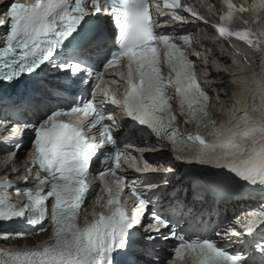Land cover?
<instances>
[{
    "label": "snow or ice",
    "instance_id": "snow-or-ice-1",
    "mask_svg": "<svg viewBox=\"0 0 264 264\" xmlns=\"http://www.w3.org/2000/svg\"><path fill=\"white\" fill-rule=\"evenodd\" d=\"M261 2L264 4V0ZM225 3L229 11L221 17L222 23L216 25L219 35L236 37L264 51V45L261 44L264 34L243 29L234 20V12L244 9H235L228 0ZM152 4H155V0H152ZM164 4L172 9L181 7L180 0H164ZM156 11L160 12L158 5ZM187 11L197 17V13L190 8ZM93 13H103L110 17L111 24L102 17L93 16ZM160 14L164 15L163 12ZM4 15L7 20L0 19V26H5L7 30L0 35V80L11 82L26 73L39 75L38 69L43 71L42 66L46 68L52 64L64 76L62 80L57 79L54 85L44 86L47 94L44 101L53 103L72 97L74 102L68 107H55L46 118L32 125V143L35 146L32 165L37 168L36 179L40 184H48V190L26 189V201L18 206L11 202L6 191L11 182L7 179L0 182V187L5 189L0 192V222L26 216L32 224L45 221L49 216L45 202L51 199L52 240L35 249L7 252L5 255L10 259H0V264H157L156 260L146 259L153 255L147 247L130 251V239L139 221L130 219L126 210L119 205V193L110 196L107 201L108 205H116L111 214L101 213L98 218L84 225L78 223L79 213L90 193V185L86 181L99 149L109 145L114 149L102 154L101 164L104 167L97 171L103 180L106 173L115 175L113 164L118 166L122 152L131 147L129 143H124L122 148L118 146L110 125L104 123L106 118L102 115L101 103L96 100V89L100 87L98 82L102 80L103 73L89 67V63L104 53H107L103 63L105 69L122 59L127 60L128 87L122 101L127 117L151 129L158 137L169 140L174 150L188 153L187 156L177 155V160H184L190 165L207 164L210 161L204 157H214L216 162L212 163V167L221 172L211 180L206 182L192 175L187 177L193 200L202 198L205 193L222 198L233 192V181L259 185L264 190V143L259 148H252L250 152L245 146L264 142V116L259 121L245 116V123L252 126L240 134L233 133L232 140L216 144L206 139L207 130L212 125L207 111L208 92L197 81L194 61L175 42L174 33L156 31L158 25L150 12V0H33L27 4L13 0L6 6ZM172 18L178 22L184 19L175 13ZM197 18L203 20V17ZM111 25H114V30ZM74 32L76 36L73 40L65 43ZM180 39L185 44L189 43L187 36H181ZM161 44L171 69L167 77L162 74L159 66L158 46ZM54 53L75 59L52 63ZM81 72H86L87 76H78ZM120 76L124 79L122 74ZM89 81L92 83L91 98L78 95L77 90L82 83L88 84ZM173 83L175 94L179 97L180 114H185L186 110L187 118L192 119L195 127L201 129L196 134L181 135L172 125L176 114L166 112L169 106L167 88ZM35 86L41 87V80ZM100 94L106 99L109 97L106 88L100 89ZM110 102L121 103L114 95ZM20 103L24 105L27 101L21 100ZM0 104H4L3 98H0ZM75 113L91 116L88 127L100 126L99 146L87 139L81 125L58 119ZM239 120L240 117H237V121L230 127H240ZM12 131L16 132L17 129ZM215 135L219 137L221 130L218 129ZM237 138L241 143L236 142ZM19 148L20 145H17V150ZM218 150H222L219 157L215 156ZM245 152L247 155H244ZM221 160L224 162L221 163ZM41 172L47 173L43 179H40ZM22 180L28 183L30 177L26 175ZM145 188L151 191L157 189V185L147 183ZM133 195L137 205L151 203L140 189L134 188ZM173 199L175 203L170 205L169 215L153 213L154 223H150L148 229L156 235L161 228L169 229V236L179 242L174 249L177 256L189 252L194 257L193 264H247L242 257L222 249L212 236L197 235L193 238L180 234L176 225L187 205L175 197ZM261 225H264V205L253 213L252 218L242 225V229L251 235ZM40 231L46 229L41 227ZM9 234L8 230L0 231L4 237ZM213 235L219 236L220 232ZM154 238L155 235L150 240ZM224 239L227 237H221V240ZM257 246L262 252L260 264H264V243Z\"/></svg>",
    "mask_w": 264,
    "mask_h": 264
},
{
    "label": "bare ground",
    "instance_id": "bare-ground-1",
    "mask_svg": "<svg viewBox=\"0 0 264 264\" xmlns=\"http://www.w3.org/2000/svg\"><path fill=\"white\" fill-rule=\"evenodd\" d=\"M5 6V3L4 4H2L1 6H0V9H3V7ZM255 58H257V57H255ZM225 79H227V77H224V80ZM243 78L242 77H238L237 78V85L235 86V87H231V91H232V93L234 94V97H232V99L231 98H229L230 96H225V95H222V101H221V103L219 102L218 103V105L216 106V110L220 113L221 112V110H223V112L224 111H227L228 109L230 110L237 102H238V100L239 99H242L243 97H244V91H243V89L241 88V85H242V83H243ZM221 87H229V85L227 84V82H226V84L225 85H223V86H221ZM262 94L260 95V102L261 103H263L264 104V89H263V91L261 92ZM236 102V103H235ZM231 103V104H230ZM234 103V104H233ZM228 110V111H229ZM259 116H261V118H262V116H264L263 115V113L262 114H260ZM26 135H23V137H25ZM28 146H21L20 148H19V150H18V155H17V161H21L22 160V158L24 157V155H25V151H26V149H28L27 148ZM2 160H1V162H3L4 163V158H1ZM6 162V161H5ZM14 165V164H13ZM21 171H19V173H20ZM9 173V179H11V180H14L15 178H16V176H17V173H15V171H11L10 170V168H9V166H7L2 172H1V176L2 175H5V174H8ZM15 186L16 187H19V186H21L20 184H18V183H15ZM20 242V241H19ZM5 244H7V241H6V239L4 238V237H0V245H5Z\"/></svg>",
    "mask_w": 264,
    "mask_h": 264
},
{
    "label": "rangeland",
    "instance_id": "rangeland-1",
    "mask_svg": "<svg viewBox=\"0 0 264 264\" xmlns=\"http://www.w3.org/2000/svg\"><path fill=\"white\" fill-rule=\"evenodd\" d=\"M221 101H222V99H220ZM223 110H221V112H222ZM220 112V113H221ZM9 168H10V170H14L15 169V166L14 165H9ZM29 240H32L33 241V239L32 238H29Z\"/></svg>",
    "mask_w": 264,
    "mask_h": 264
}]
</instances>
